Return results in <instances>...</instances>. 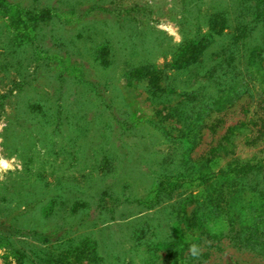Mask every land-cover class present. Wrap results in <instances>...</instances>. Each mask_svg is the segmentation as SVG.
<instances>
[{
  "label": "rangeland",
  "instance_id": "1",
  "mask_svg": "<svg viewBox=\"0 0 264 264\" xmlns=\"http://www.w3.org/2000/svg\"><path fill=\"white\" fill-rule=\"evenodd\" d=\"M4 4L30 39L10 41L0 15V159L10 164L0 169V264H171L169 245L183 250L178 264H264V223L257 250L241 230L264 221V115L243 57L258 32L238 39L233 3ZM220 12L231 31L215 34L208 22ZM201 40L202 66L177 71L173 60ZM142 66L165 71L163 92L131 77ZM237 81L247 94L211 111L208 97ZM235 164L253 166L239 195L196 179Z\"/></svg>",
  "mask_w": 264,
  "mask_h": 264
},
{
  "label": "trees",
  "instance_id": "2",
  "mask_svg": "<svg viewBox=\"0 0 264 264\" xmlns=\"http://www.w3.org/2000/svg\"><path fill=\"white\" fill-rule=\"evenodd\" d=\"M231 3L235 6L238 12V22L234 27V30L237 34L238 39H247L250 35L257 30L258 35L254 40L256 43L246 51L247 54L243 55L244 57V70L245 76L248 81V91H253L254 95L258 98L257 106L259 110L264 115V89H263V77H264V0H230ZM10 7L4 4V0H0V15L7 21V27L9 29L8 39L10 41H14L17 43V46L22 47L25 42H28L30 37L24 31H22V26H19V20L14 17L9 12ZM17 21V22H16ZM21 22V20H20ZM209 30L215 34H220L223 30H230L231 25L229 21V14L227 12H220L219 14L213 15L208 22ZM237 39V38H236ZM237 39V40H238ZM253 40V41H254ZM189 49L187 52H182L178 55V59L173 60V66L178 67L177 71H179L181 66L183 68H188L189 66H202L203 59H201L205 52V46L203 45V41H190L188 44ZM190 51V52H188ZM235 56L233 53H230L226 64L234 70L233 61ZM182 64V65H181ZM174 67V68H175ZM176 76V75H174ZM131 77H138L140 79H147L150 90L153 94H156L158 91L163 92L164 89L161 88L162 82H165L169 79V76L165 74L163 70H155L152 66L139 67L134 70L131 74ZM174 79V77H173ZM240 78H238L239 80ZM238 85L237 82H230V85L227 88L220 90V96L218 99H214L212 96H209L208 99L211 98L214 101L210 104V110L213 111V108H216L218 111L229 108L233 105V103L239 99L242 95L247 94V92L239 91L240 87H235ZM249 93V92H248ZM195 100V98H191ZM196 119L199 120V113L196 114ZM195 119V121H196ZM194 123V122H193ZM190 124L194 126L195 123ZM235 127L229 130V135L224 139L226 142H230V137L233 134V130ZM192 130H190L191 132ZM258 135L255 140H263L264 142V118H262L261 123L259 124V128L257 130ZM216 150H212V154H215ZM253 168L250 164L238 165L235 164L231 167H228L225 170L213 171L209 172L202 176H197L196 179L205 180L207 178H218L224 181H228V192L230 194L239 195L244 192L246 182L244 181V176L249 172V169ZM191 175V174H190ZM262 199V200H261ZM261 206L260 208L261 216H264V192L261 193ZM233 198L230 200L229 210L235 213L237 210L234 207ZM260 216V217H261ZM264 223V221L257 222L255 225H244L241 230H244V235L242 236V242L245 244L244 246L250 247L251 250H257L254 243H251L254 236L259 233V224ZM214 239H217L218 236L216 234H212ZM221 235V234H220ZM259 252L264 253V244L260 245ZM168 254L166 255L171 261V264H178L180 259L183 256V250L169 245L167 247Z\"/></svg>",
  "mask_w": 264,
  "mask_h": 264
},
{
  "label": "clouds",
  "instance_id": "3",
  "mask_svg": "<svg viewBox=\"0 0 264 264\" xmlns=\"http://www.w3.org/2000/svg\"><path fill=\"white\" fill-rule=\"evenodd\" d=\"M9 167H10V164H9L8 161H4V160L0 159V169L6 171L7 169H9ZM3 178L4 177L2 175H0V179H3ZM191 251L195 255L196 254V247L193 246L192 249H191Z\"/></svg>",
  "mask_w": 264,
  "mask_h": 264
}]
</instances>
